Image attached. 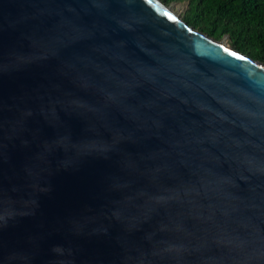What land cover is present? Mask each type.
Here are the masks:
<instances>
[{"label":"water","instance_id":"1","mask_svg":"<svg viewBox=\"0 0 264 264\" xmlns=\"http://www.w3.org/2000/svg\"><path fill=\"white\" fill-rule=\"evenodd\" d=\"M0 264H264V64L160 0H0Z\"/></svg>","mask_w":264,"mask_h":264},{"label":"trees","instance_id":"2","mask_svg":"<svg viewBox=\"0 0 264 264\" xmlns=\"http://www.w3.org/2000/svg\"><path fill=\"white\" fill-rule=\"evenodd\" d=\"M186 3L183 21L191 28L264 64V0H160Z\"/></svg>","mask_w":264,"mask_h":264},{"label":"rangeland","instance_id":"3","mask_svg":"<svg viewBox=\"0 0 264 264\" xmlns=\"http://www.w3.org/2000/svg\"><path fill=\"white\" fill-rule=\"evenodd\" d=\"M167 6L171 9L172 13L177 16L178 19H182L183 14L186 10V3L173 2ZM223 40L228 44V40L226 37H224Z\"/></svg>","mask_w":264,"mask_h":264},{"label":"bare ground","instance_id":"4","mask_svg":"<svg viewBox=\"0 0 264 264\" xmlns=\"http://www.w3.org/2000/svg\"><path fill=\"white\" fill-rule=\"evenodd\" d=\"M223 44H226V42L223 40Z\"/></svg>","mask_w":264,"mask_h":264}]
</instances>
